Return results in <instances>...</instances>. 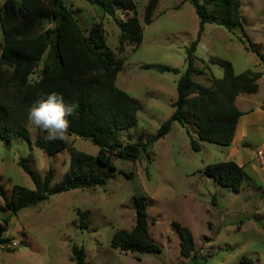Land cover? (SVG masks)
I'll use <instances>...</instances> for the list:
<instances>
[{"label": "rangeland", "instance_id": "rangeland-1", "mask_svg": "<svg viewBox=\"0 0 264 264\" xmlns=\"http://www.w3.org/2000/svg\"><path fill=\"white\" fill-rule=\"evenodd\" d=\"M5 1L0 0V65ZM45 1L49 5V0ZM134 1L137 13L118 10L116 16L126 20L136 15L144 28L142 41L137 48L127 44L121 52L120 28L112 16L87 0H64L85 34L95 23H102L108 47L116 58L124 60L116 84L138 99L142 108L137 124L123 130L118 139L123 144L145 145L174 111L177 82L187 68V48L198 35L199 19L189 0H160L153 22L147 25L143 18L148 0ZM241 13L244 30L205 25L194 59V67L201 73L193 74L194 81L210 86L214 78L224 76L223 67L210 62V56L231 61L235 73L248 69L264 73V63L249 48L247 39L264 54V0H243ZM54 25L53 17L40 16L22 20L14 27L19 37H30ZM42 64L30 76L31 82L40 79ZM144 64L168 65L179 72L161 73L142 68ZM263 100L264 74L257 93L237 97L242 112L254 110L249 117L254 126L244 128L247 144L235 146L236 156H232L235 153L231 147L200 141L193 125L184 127L174 122L171 131L152 146H145L136 161L114 157L116 170L107 171L106 185L57 193L21 210L11 217L7 232L16 250L7 252L0 247V264H77L73 245L85 248L87 264H264V163L257 155L264 149ZM27 128L29 141L0 138L1 184L9 200L15 184L35 188L19 165L20 158L28 157L41 178L53 169L52 185L59 183L70 168L67 149L47 155L35 143L38 136L47 134L29 121ZM188 132L201 142V151L192 149ZM65 139L80 151L98 154L99 147L90 139L73 133H67ZM229 160L241 163L249 175L239 191L220 185L204 173L207 165ZM128 173L133 177H127ZM141 194L148 197L149 230L162 249L159 253H125L111 244L116 231L134 227L133 197ZM78 210L88 211L87 228L81 227L85 219ZM9 213L0 196V225ZM174 223L187 226L194 235L196 252L190 257L181 255V239Z\"/></svg>", "mask_w": 264, "mask_h": 264}, {"label": "trees", "instance_id": "trees-1", "mask_svg": "<svg viewBox=\"0 0 264 264\" xmlns=\"http://www.w3.org/2000/svg\"><path fill=\"white\" fill-rule=\"evenodd\" d=\"M113 17L120 28L119 50H125L127 44L135 48L142 41L143 24L136 15L126 20L118 18V10L137 13L134 0H87ZM199 19L198 35L187 48V68L177 82V99L172 103L174 111L164 121L156 134L148 138L147 143H126L119 141V134L138 122L141 102L116 84L117 76L124 68V60L116 58L108 47L102 23H95L85 34L78 20L66 6L64 0H6L3 4L1 22L4 42L0 65V138L11 142L13 139L30 140L27 128L28 114L35 102L49 92L63 95L66 104H78L76 113L68 117L70 126L67 133L90 139L99 147L96 156L70 146L66 139L50 140L38 136L36 145L50 156L68 150L70 168L62 180L52 185L54 172L49 169L44 178L37 175L28 157H22L18 163L30 176L35 188L15 184L12 198L8 199L1 184L0 196L10 213L0 225V247L7 252L16 250L12 238L7 235L11 217L39 202L48 200L51 195L107 184L108 173L116 167L114 157L136 161L145 146L165 137L174 122L182 126L196 127L198 139L229 147L233 143L240 117L244 114L237 104L241 94H255L259 91V79L262 71L251 69L235 73L231 61L210 56V62L224 69L222 78H214L210 86L193 80V74L201 73L194 67L195 52L201 41L206 24H217L229 30L242 29L241 7L243 0H189ZM160 0H148L144 10V24L154 20L155 9ZM40 16L53 17L55 25L41 34L19 37L15 24L22 20ZM245 36L247 37L246 33ZM249 48L264 63V54L257 44L249 38ZM48 56L44 59L45 54ZM43 62L40 79L30 81L39 63ZM144 69L158 72H175L177 68L162 64H144ZM261 108L264 110V100ZM189 134V132H188ZM191 147L201 151L202 144L189 134ZM148 158L151 156L148 154ZM204 173L220 185L233 191H239L242 183L249 177L243 166L233 160L209 164ZM133 177L132 173L126 174ZM136 211L135 225L131 230H118L111 239L114 248L122 252L153 254L161 252V247L153 240L149 230L148 197H133ZM82 220L81 227L89 224L88 211L78 210ZM181 239V255L190 257L195 253V240L192 231L178 223L173 225ZM73 259L77 264H87L84 247L73 245ZM245 258H243L244 261Z\"/></svg>", "mask_w": 264, "mask_h": 264}, {"label": "clouds", "instance_id": "clouds-1", "mask_svg": "<svg viewBox=\"0 0 264 264\" xmlns=\"http://www.w3.org/2000/svg\"><path fill=\"white\" fill-rule=\"evenodd\" d=\"M79 105L66 104L63 95L52 91L43 96L29 110V124L45 132L50 140L66 138L70 121Z\"/></svg>", "mask_w": 264, "mask_h": 264}, {"label": "crops", "instance_id": "crops-1", "mask_svg": "<svg viewBox=\"0 0 264 264\" xmlns=\"http://www.w3.org/2000/svg\"><path fill=\"white\" fill-rule=\"evenodd\" d=\"M159 5V4H158ZM158 7V6H157ZM157 9V8H156ZM155 9V11H156ZM263 102V101H262ZM262 104V103H261ZM254 110L250 111L249 109L247 110V112H244V114L240 117L239 119V123H238V126H237V131H236V134H235V137H234V140H233V143L231 144V149L234 150L233 152L235 153V150L237 151V148L235 149V146L239 147L240 144H242L243 146L246 145V135H245V131H244V128L246 127H253L254 126V123L251 122L250 118L252 116V112ZM264 111V110H263ZM262 113V112H261ZM245 117V118H244ZM243 118V119H242ZM253 125V126H252ZM241 127V129H239ZM246 130V129H245ZM239 131H240V134H239ZM264 146V142L262 143V147ZM234 147V148H233ZM232 152V154H233ZM232 156H236V153L233 154ZM233 158V157H232ZM238 162V161H236ZM239 164V163H238ZM241 165V163L239 164ZM243 166V165H241Z\"/></svg>", "mask_w": 264, "mask_h": 264}, {"label": "built area", "instance_id": "built-area-1", "mask_svg": "<svg viewBox=\"0 0 264 264\" xmlns=\"http://www.w3.org/2000/svg\"><path fill=\"white\" fill-rule=\"evenodd\" d=\"M258 157L259 159L264 163V149L258 151Z\"/></svg>", "mask_w": 264, "mask_h": 264}]
</instances>
